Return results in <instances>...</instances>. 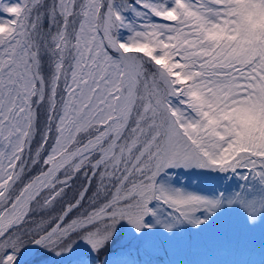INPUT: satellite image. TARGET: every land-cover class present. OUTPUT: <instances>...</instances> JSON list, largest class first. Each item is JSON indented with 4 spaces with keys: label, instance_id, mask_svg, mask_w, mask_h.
<instances>
[{
    "label": "snow or ice",
    "instance_id": "1",
    "mask_svg": "<svg viewBox=\"0 0 264 264\" xmlns=\"http://www.w3.org/2000/svg\"><path fill=\"white\" fill-rule=\"evenodd\" d=\"M46 260L264 264V0H0V264Z\"/></svg>",
    "mask_w": 264,
    "mask_h": 264
},
{
    "label": "rangeland",
    "instance_id": "2",
    "mask_svg": "<svg viewBox=\"0 0 264 264\" xmlns=\"http://www.w3.org/2000/svg\"><path fill=\"white\" fill-rule=\"evenodd\" d=\"M6 2H7V1H6ZM191 175H195V176H198V177H200V178H206V179H209L208 177L200 176V175H198V174H196V173H193V174H191ZM191 175H190V176H191ZM187 238H188V236H187V234H185V241L187 240ZM176 247H177V245L175 246V250H174V256H175V257H177V256H176V252H178V254H181V253H182V252L179 251ZM197 250H198V252L195 254V252H196ZM197 250L194 252V254H195V260H196V259H200V258H202L203 255H204L202 249L197 248ZM186 260H187V259H186ZM188 260H189V259H188ZM55 262H56V260H46V261H44V263H48V264H55Z\"/></svg>",
    "mask_w": 264,
    "mask_h": 264
},
{
    "label": "bare ground",
    "instance_id": "3",
    "mask_svg": "<svg viewBox=\"0 0 264 264\" xmlns=\"http://www.w3.org/2000/svg\"><path fill=\"white\" fill-rule=\"evenodd\" d=\"M30 255H31V253H27V254L25 255V258L27 259Z\"/></svg>",
    "mask_w": 264,
    "mask_h": 264
},
{
    "label": "trees",
    "instance_id": "4",
    "mask_svg": "<svg viewBox=\"0 0 264 264\" xmlns=\"http://www.w3.org/2000/svg\"><path fill=\"white\" fill-rule=\"evenodd\" d=\"M5 2H6V0H5Z\"/></svg>",
    "mask_w": 264,
    "mask_h": 264
}]
</instances>
